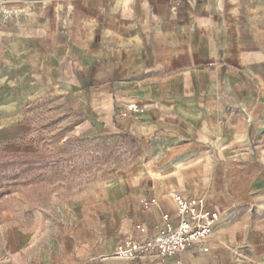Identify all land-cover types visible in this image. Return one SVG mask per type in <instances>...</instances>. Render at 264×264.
<instances>
[{
  "label": "crops",
  "instance_id": "1",
  "mask_svg": "<svg viewBox=\"0 0 264 264\" xmlns=\"http://www.w3.org/2000/svg\"><path fill=\"white\" fill-rule=\"evenodd\" d=\"M45 95L66 96L85 136L128 135L139 160L57 218L4 228L0 264H264V0H0V140ZM177 194L219 211L213 234L118 255Z\"/></svg>",
  "mask_w": 264,
  "mask_h": 264
},
{
  "label": "rangeland",
  "instance_id": "2",
  "mask_svg": "<svg viewBox=\"0 0 264 264\" xmlns=\"http://www.w3.org/2000/svg\"><path fill=\"white\" fill-rule=\"evenodd\" d=\"M20 124L22 137L0 140V244L7 226L31 227L40 214L51 221L139 160L137 142L123 132L81 134L79 113L63 95L25 106Z\"/></svg>",
  "mask_w": 264,
  "mask_h": 264
},
{
  "label": "built area",
  "instance_id": "3",
  "mask_svg": "<svg viewBox=\"0 0 264 264\" xmlns=\"http://www.w3.org/2000/svg\"><path fill=\"white\" fill-rule=\"evenodd\" d=\"M128 109L139 112L141 107L138 103H131ZM175 198L178 203L175 214L165 213V224L159 226L154 235L143 242L125 239L118 245L117 254L129 255L133 259L143 256L173 257L208 239L216 228L219 211L211 207L206 198L189 201L179 194ZM156 202L155 196L145 200L147 206Z\"/></svg>",
  "mask_w": 264,
  "mask_h": 264
},
{
  "label": "trees",
  "instance_id": "4",
  "mask_svg": "<svg viewBox=\"0 0 264 264\" xmlns=\"http://www.w3.org/2000/svg\"><path fill=\"white\" fill-rule=\"evenodd\" d=\"M22 161H24V160H22ZM10 162V161H9ZM1 163V162H0ZM2 163H8L7 161L6 162H2Z\"/></svg>",
  "mask_w": 264,
  "mask_h": 264
}]
</instances>
